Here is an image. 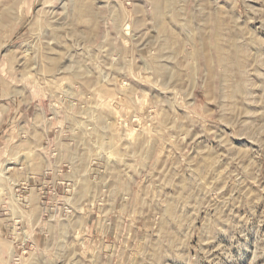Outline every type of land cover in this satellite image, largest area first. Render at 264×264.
<instances>
[{"label": "rangeland", "instance_id": "374dc122", "mask_svg": "<svg viewBox=\"0 0 264 264\" xmlns=\"http://www.w3.org/2000/svg\"><path fill=\"white\" fill-rule=\"evenodd\" d=\"M0 264H264V0H0Z\"/></svg>", "mask_w": 264, "mask_h": 264}]
</instances>
